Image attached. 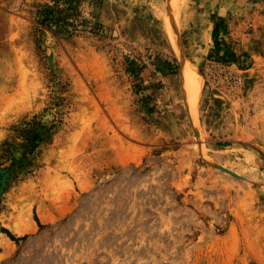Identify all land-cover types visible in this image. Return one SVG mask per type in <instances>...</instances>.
<instances>
[{"label":"rangeland","instance_id":"374dc122","mask_svg":"<svg viewBox=\"0 0 264 264\" xmlns=\"http://www.w3.org/2000/svg\"><path fill=\"white\" fill-rule=\"evenodd\" d=\"M45 4L0 0V156L52 130L0 175V264H264V0Z\"/></svg>","mask_w":264,"mask_h":264},{"label":"trees","instance_id":"16d2710c","mask_svg":"<svg viewBox=\"0 0 264 264\" xmlns=\"http://www.w3.org/2000/svg\"><path fill=\"white\" fill-rule=\"evenodd\" d=\"M56 5L65 3V8L53 7L45 4L38 12V24L41 30L51 28L58 35L71 34L73 30L70 29L72 9L76 6L78 0H53ZM63 13H66L65 15ZM226 33V26L223 22H219L214 28V37L216 43V51L220 52L221 43L218 40L220 32ZM229 60L235 58V54L229 50L220 59ZM52 136L51 127L44 117L35 115L29 122H26L20 128L15 130L14 139H19L20 142H6L4 145V154L0 156V175L6 173L5 186L11 184L19 179V176L24 170L30 169L34 165V156L39 147L47 142ZM6 158V161H5ZM5 161V163H4ZM3 232L7 233L9 237L15 239L7 229L3 228Z\"/></svg>","mask_w":264,"mask_h":264},{"label":"bare ground","instance_id":"6f19581e","mask_svg":"<svg viewBox=\"0 0 264 264\" xmlns=\"http://www.w3.org/2000/svg\"><path fill=\"white\" fill-rule=\"evenodd\" d=\"M184 63V68H183V73L182 74H184V77H186L187 78V80L189 79V78H191L190 79V81L189 82H192V80L193 79H195V80H198L199 79V77H198V75L195 73V71L191 68V66L189 65V63L187 62V60L185 61V62H183ZM199 82V81H198ZM191 85V84H190ZM189 85V86H190ZM201 85V84H200ZM197 95V94H196ZM15 225V224H14ZM22 225V224H21ZM12 228V227H11ZM26 225H25V228L24 227H21V226H16V227H13L12 229L13 230H15L18 234L20 233V234H22V233H24L25 231H26ZM29 229V228H28ZM29 231V230H28Z\"/></svg>","mask_w":264,"mask_h":264}]
</instances>
